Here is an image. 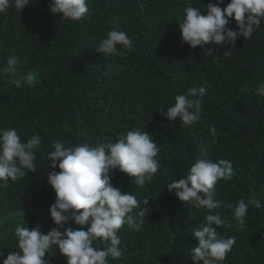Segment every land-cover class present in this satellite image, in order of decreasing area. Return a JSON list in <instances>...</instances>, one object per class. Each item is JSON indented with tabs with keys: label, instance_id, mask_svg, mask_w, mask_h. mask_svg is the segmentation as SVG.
<instances>
[{
	"label": "trees",
	"instance_id": "obj_1",
	"mask_svg": "<svg viewBox=\"0 0 264 264\" xmlns=\"http://www.w3.org/2000/svg\"><path fill=\"white\" fill-rule=\"evenodd\" d=\"M87 2L89 11L76 22L53 15L50 0H29L21 14L14 7L0 14V69L9 57L20 61L15 77L0 71V129L15 128L24 142L33 135L42 140L35 150L36 171L0 188V264L9 252L19 251L17 224L29 230L39 224L43 234L55 227L47 159L52 143L96 146L135 129L157 143L160 167L142 188L126 173L110 171L111 184L135 195L140 210L147 211L139 231L127 225L119 230L124 256L109 257V264H193L191 249L197 242L191 234L209 210L180 201L166 185L186 176L201 158V147L213 162H232L231 179L215 188L221 207L214 211L223 224L213 227L221 238L236 239L221 264H264V207L250 204L244 227L233 216L240 199L264 204V97L255 93L264 82V21L250 38L239 36L234 46L205 57L199 46L181 42L178 24L185 8L206 15L207 4L216 0ZM228 27L238 30L234 18ZM111 30L125 32L132 41L130 49L118 46L123 57L97 51ZM201 86L207 94L200 121L183 127L178 118L168 121L161 114L177 95ZM22 211L25 215H16ZM65 227L81 226L69 222ZM44 259L66 264L57 246Z\"/></svg>",
	"mask_w": 264,
	"mask_h": 264
},
{
	"label": "clouds",
	"instance_id": "obj_2",
	"mask_svg": "<svg viewBox=\"0 0 264 264\" xmlns=\"http://www.w3.org/2000/svg\"><path fill=\"white\" fill-rule=\"evenodd\" d=\"M223 2L208 3L206 15L193 6L185 8V15L178 24L181 42L192 49L199 46L205 57H211L221 46H234L239 36L250 38L260 28L264 21V0H230L222 9L219 5ZM28 5L29 0H0V14H6L10 7L21 14ZM48 9L53 15L72 22L80 21L89 11L87 0H50ZM230 18H234L238 30L228 27ZM131 45L132 41L125 32L111 30L99 43L97 51L105 57H123L125 53L118 46L130 49ZM19 63L17 57H9L6 67L0 71L15 77ZM27 79L32 78L29 76ZM255 93L264 97V82L257 86ZM206 94L202 86L190 88L187 95H177L174 105L160 112L168 121H177L178 118L183 127H188L201 120ZM209 132L215 136L216 128L210 127ZM41 143L39 135H33L24 142L15 128L0 129V188L36 171L35 150ZM51 147L54 150L47 154L52 169L48 184L55 192V200L49 211L55 227L43 234L39 224L31 230L17 224L14 235L19 251L9 252L3 264H48L44 257L52 246L58 247L59 254L66 258V264H109V257L113 260L122 258L124 253L120 248L119 230L127 225L132 231H139L147 209L140 210L135 195L122 193L114 187L109 173L118 169L130 179L134 178L135 184L141 188L151 183L160 167L156 159L160 151L157 143L141 129H135L119 136L116 142L98 143L96 146L84 143L74 148L53 142ZM200 152L201 158L195 160L186 176L166 186L169 193H174L180 201L197 209L209 210L210 214L191 234L197 242L191 249L193 264H221L236 244V239L221 238L213 227L223 224L220 214L214 211L221 207V202L215 199V188L218 181L231 179L232 162L225 159L213 162L207 158L203 147ZM250 204L256 209L264 207L255 198L248 203L244 199L238 200L233 216L240 227H244ZM16 215L23 216L25 212H17ZM69 222L81 227L66 228ZM84 225H89L87 230H84Z\"/></svg>",
	"mask_w": 264,
	"mask_h": 264
}]
</instances>
